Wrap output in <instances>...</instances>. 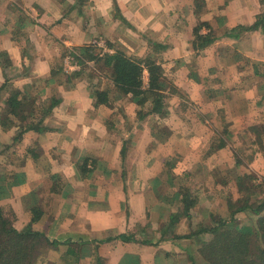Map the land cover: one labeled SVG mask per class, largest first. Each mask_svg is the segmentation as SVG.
<instances>
[{
    "label": "crops",
    "instance_id": "crops-1",
    "mask_svg": "<svg viewBox=\"0 0 264 264\" xmlns=\"http://www.w3.org/2000/svg\"><path fill=\"white\" fill-rule=\"evenodd\" d=\"M260 16L261 0H0V156L14 158L0 204L18 232L57 243L46 264H210L194 222L206 215H183L178 177L264 126ZM197 35L213 40L200 49ZM98 49L155 62L163 113L95 82L111 83L88 58Z\"/></svg>",
    "mask_w": 264,
    "mask_h": 264
},
{
    "label": "trees",
    "instance_id": "trees-1",
    "mask_svg": "<svg viewBox=\"0 0 264 264\" xmlns=\"http://www.w3.org/2000/svg\"><path fill=\"white\" fill-rule=\"evenodd\" d=\"M264 6V0H261ZM263 16H260L258 27L264 24ZM197 38L202 41L199 48H204L213 39L209 37ZM198 47V46H196ZM88 58L97 65L104 63L111 70V83L120 94L125 97L131 95L140 97L139 103L145 104L149 97L153 98L152 112L162 114L166 95L161 92L163 77L159 67L155 62L131 58L123 53L114 55H104V57L93 56L88 53ZM149 73L147 93L144 87V72ZM96 106L108 104L109 92L95 89L94 92ZM14 101V99L12 100ZM16 106V105H15ZM18 115L19 112L13 113ZM5 122H1V128L7 130L11 128ZM23 131L35 129L34 126L22 127ZM184 200L183 215L191 218V211L196 205L190 191L182 190ZM228 216L214 219V224L203 226L197 231L200 234H209L212 240L202 246V255L210 264H264V200L252 203L250 196L241 197L236 201L228 200ZM10 212V213H9ZM252 213L258 216L257 226L253 232H244L245 228L238 225V215ZM32 224L37 223L41 212L38 209L32 210ZM14 213L11 210L3 209L0 206V264H33L34 250L37 244L55 247L56 242H52L42 232L29 226L24 231L18 232L12 227ZM34 221V222H33ZM244 230V231H243ZM196 232V233H197ZM126 240V237H121Z\"/></svg>",
    "mask_w": 264,
    "mask_h": 264
},
{
    "label": "rangeland",
    "instance_id": "rangeland-1",
    "mask_svg": "<svg viewBox=\"0 0 264 264\" xmlns=\"http://www.w3.org/2000/svg\"><path fill=\"white\" fill-rule=\"evenodd\" d=\"M100 49H103V53H105V46H102ZM100 49L94 50L93 52L90 51L89 54L100 55L102 52ZM151 49L153 51L154 47ZM96 68L97 70H101L102 74L104 73L103 71H106L110 76L111 70L106 67L104 63L96 64ZM90 77L97 83L101 82L104 89L109 88L110 83L106 82V79L100 80L99 76ZM255 86L256 83L253 80V88ZM117 93L118 94L114 93V95L111 96L121 105H130L132 101L137 100V97L133 98V96L130 95L129 98L128 96L125 97L120 94L118 91ZM226 96L228 97V95ZM227 97L226 100L228 101ZM139 99L141 98L139 97ZM221 102L224 104L225 100L222 99ZM239 138L240 139L234 143L233 148H229L225 154H222L219 159H216L213 165L215 168L209 169L206 167V169L199 172L197 176L194 175V177H189L188 174L178 177L180 178L178 183L181 184L182 190L190 191L193 201L196 202L192 211H199V213L201 212L203 215H206L205 218L207 219H205V221L202 219L200 220V218L194 220L197 228L198 226L203 227L209 224L212 225L214 224L213 220L219 219V217H227L229 212V199L236 201L241 197L250 196L252 203L264 200V126H260L259 123H256V125L252 127L250 136L248 134L247 137L239 136ZM220 143L221 142H217L216 144ZM204 144V142H196V145L200 148ZM8 161H14V158L5 155L0 156V203L5 199L7 192V190H5V185L8 183L9 177H6L5 171ZM0 206L3 209L5 208L13 211L11 208L2 206L1 204ZM14 216L15 217H13L11 221L12 227L15 229V213ZM258 219L259 217L252 213L240 214L238 215V225L243 229L245 228V231L243 230L244 232L250 231L254 233ZM197 220L199 222H196ZM51 249V246H43L41 243H38L34 250L33 264H46V255L50 253L49 250Z\"/></svg>",
    "mask_w": 264,
    "mask_h": 264
}]
</instances>
